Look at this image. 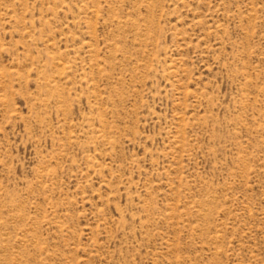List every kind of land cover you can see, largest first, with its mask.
I'll return each instance as SVG.
<instances>
[{
    "label": "rangeland",
    "instance_id": "rangeland-1",
    "mask_svg": "<svg viewBox=\"0 0 264 264\" xmlns=\"http://www.w3.org/2000/svg\"><path fill=\"white\" fill-rule=\"evenodd\" d=\"M0 264H264V0H0Z\"/></svg>",
    "mask_w": 264,
    "mask_h": 264
}]
</instances>
